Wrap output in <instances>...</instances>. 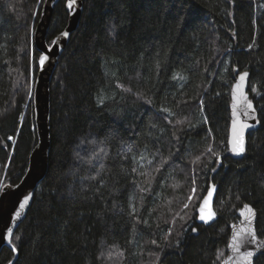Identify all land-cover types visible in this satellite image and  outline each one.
I'll use <instances>...</instances> for the list:
<instances>
[{
  "label": "trees",
  "instance_id": "1",
  "mask_svg": "<svg viewBox=\"0 0 264 264\" xmlns=\"http://www.w3.org/2000/svg\"><path fill=\"white\" fill-rule=\"evenodd\" d=\"M43 1L0 0V192L20 183L37 145L33 36ZM82 2L51 82L48 170L11 237L17 251L3 248L0 264H221L245 204L263 240L264 0ZM67 20L61 1L49 45ZM243 71L260 124L235 159L230 93ZM194 179L197 199L184 211L173 201ZM209 183L218 219L206 227L195 221Z\"/></svg>",
  "mask_w": 264,
  "mask_h": 264
},
{
  "label": "water",
  "instance_id": "2",
  "mask_svg": "<svg viewBox=\"0 0 264 264\" xmlns=\"http://www.w3.org/2000/svg\"><path fill=\"white\" fill-rule=\"evenodd\" d=\"M65 1L66 7L68 0H44L43 5L40 11V17L37 21V24L34 29V46L36 50L41 53V55H44L47 57L46 61L44 62L43 66L39 63V70L36 74L35 81H34V87H33V110H34V121H35V127H36V133H37V145L33 149V151L30 154L29 157V163H28V169L20 181L19 184L15 186L6 185L2 188L0 192V253L3 248H12V245L8 243L7 240L3 239V237L7 234V229H12V235L17 229V227L22 223L24 220L30 205L32 203L35 191L37 190L39 184L44 180L47 170H48V155L50 150V109H51V100H50V88H51V82L53 80L59 59L61 58L62 54L66 50L70 39L72 35L78 30L83 11L84 6L82 0H76V7L72 10L68 11V20L67 25L65 29L62 32H66L67 36H61L59 33L54 39L59 37V44L58 45H49L47 43V35L50 29L51 20L53 17L54 10L56 6L61 2ZM249 73V72H248ZM239 77H236V80L234 84L237 82ZM249 76L245 82H243V88L242 91L247 95L248 100H250L253 104V108L255 109V120L246 118L243 113L241 112L237 119L240 121L247 120V123L251 125L250 128H247L244 130V141H245V149L247 146V136L249 133L254 132L259 127V119H258V113L255 107V104L250 99V96L248 94V83H249ZM233 84V85H234ZM233 92L231 89L230 93V127H229V138L231 137L233 140L236 139V136L233 133ZM237 101L238 104L243 103V96L241 95V89H238L236 92ZM252 115V113H249V117ZM237 132L239 131V124L236 126ZM228 148L230 151V145L228 143ZM231 155L235 159H239L244 156L246 153V150L243 154L237 156L234 155L230 151ZM214 185L213 183H209L208 187L206 189V192L203 196V198L207 195V190L209 186ZM215 186V185H214ZM217 193V187L215 186V191L213 193V196L211 198V210H214V202L216 198ZM29 196V202L28 204L23 208H19V203L23 201L25 196ZM202 198V199H203ZM201 199V201H202ZM200 201V202H201ZM252 208V206L248 205ZM200 207V203L198 208ZM197 208V209H198ZM244 208V206L238 211L237 215L240 219L239 223L232 224L231 225V232H230V238L227 243V255L224 257V259L221 261V264H244V262L240 259L241 253L245 251H254L257 250V245L254 243H244L239 252H235L232 248L229 247V244L232 242L234 233H240L241 235H244V233H241V227L248 228L249 225L245 222L243 225L241 224V221L244 219V217H241L240 212ZM253 209V208H252ZM19 210L21 213L20 217L13 219V216L15 215V212ZM209 211L208 208H205V213ZM255 215L252 217V224L251 228L255 230L256 233V218L257 214L256 211L253 209ZM216 213V212H215ZM196 221L195 223L198 225L203 226H210L214 224L217 219L218 215L216 214L215 218L211 220L209 223L205 224L203 221L199 219V211H196ZM247 211L245 210V216H247ZM233 225H236L237 227H233ZM194 234H197V232H193ZM257 240H261L258 238L256 233ZM248 241H251V237H247ZM264 240V239H263ZM261 253H264V246L260 247L259 251L256 252V256L253 257V264L257 257L264 256L261 255ZM14 261L11 262L13 264Z\"/></svg>",
  "mask_w": 264,
  "mask_h": 264
},
{
  "label": "snow or ice",
  "instance_id": "3",
  "mask_svg": "<svg viewBox=\"0 0 264 264\" xmlns=\"http://www.w3.org/2000/svg\"><path fill=\"white\" fill-rule=\"evenodd\" d=\"M40 2V0H38V3ZM67 7L69 10H72L76 7V0H68L67 2ZM61 36H67L68 34L66 32H62L60 34ZM52 44L53 45H58L59 44V37L52 40ZM252 45H249V48H251ZM47 57L44 55L40 56V60L39 63L41 66H43L44 62L46 61ZM157 67L159 68V64H157ZM233 71H236L235 68H233ZM249 76L248 71H243L239 74L238 80L237 82L232 86V92H233V133L236 136V139L233 140L231 137L229 138V145H230V151L234 154V155H241L245 152V141H244V130L247 128H250L251 125L247 123V120L244 121H240L237 119L238 115L242 112L243 115L246 118H250L255 120V109L253 108V104L250 100H248L247 95L245 93H243L242 88H243V82H245L247 80ZM174 79L176 78H180L183 79L184 77L181 76L179 73L176 74V76L173 77ZM117 87H123L120 84H117ZM238 89H241V95L243 96V103L242 104H238L237 101V96H236V92ZM124 91H130V89H124ZM257 89L255 87L252 88V92H256ZM138 95H142L139 94ZM219 95V93H218ZM28 96L31 97V90L29 89L28 92ZM150 102V101H149ZM162 111H169L167 109H162ZM249 113H252V115L249 117ZM169 115H172L171 112H169ZM177 124H182L183 121H176ZM237 124H239V131L237 132ZM9 140H12L13 137L9 136L8 137ZM208 152H211L213 155H215L217 157L216 159V163L219 164L221 163V160L219 158V155L217 153L214 152V150L212 149L211 146L208 147L207 149ZM141 159H144V157L142 156ZM201 157H196V161L198 162L200 161ZM148 163L150 165L153 164V160H149ZM168 160L165 159L163 161H161L158 165L155 166V171L156 172H160L161 168L163 167L164 164H167ZM143 165H141L142 167ZM133 172H136L137 169L133 168L132 169ZM213 171H215V169H213ZM141 175H146L145 173H141ZM193 184H195V181L193 180ZM142 191H147V189H142ZM215 191V186H209L208 190H207V195L202 199V201L200 202V207L197 209V211H199L200 215H199V219L201 221H203L205 224L209 223L211 220H213L216 216V213L211 210V198L213 196V193ZM192 195H189L187 197L188 201L191 202L194 199V196L197 192V189L195 187H193L191 189ZM29 202V196H25L23 201L19 203V208L23 209ZM189 207V203H184L183 204V208L187 209ZM205 208H208L209 211L207 213H205ZM245 210L247 211V216H245ZM133 213H135V209H133ZM21 213L19 212V210H17L15 212V215L13 216V219L15 220L16 218L20 217ZM177 215H179V213H177ZM241 217H244V219L241 221V224L243 225L245 222L247 223V225H249L248 228H243L241 227V233H244V235H241L240 233H234L233 235V239L232 242L229 244V247L232 248L235 252H239L241 246L244 243H254L257 245V250L256 252L259 251L260 247L264 246V240H257L256 237V233L255 230L252 229L250 226L252 224V217L255 215L253 209L251 207H249L247 204L244 205V208L241 210L240 212ZM181 219H184L183 216H180ZM139 222V220H138ZM144 223H147V221H144ZM233 227H237L236 225H233ZM193 232L197 231L196 228L192 229ZM171 235V230H169L168 234L165 236V240L167 241V236ZM250 236L251 237V241L247 240V237ZM12 229L8 228L7 229V234L3 237V239L7 240L8 243L10 245H12V252L15 253L17 251L12 239ZM17 239H19V237H17ZM153 244H156L157 242L155 240L152 241ZM256 252L254 251H245L243 253H241L240 259L244 262V264H253V257L256 256ZM120 255H123V253H120ZM261 255H264V253H261ZM220 256L218 255L217 259H219ZM159 259V256H157V260ZM257 259H259V257H257ZM11 264V262H10Z\"/></svg>",
  "mask_w": 264,
  "mask_h": 264
},
{
  "label": "rangeland",
  "instance_id": "4",
  "mask_svg": "<svg viewBox=\"0 0 264 264\" xmlns=\"http://www.w3.org/2000/svg\"><path fill=\"white\" fill-rule=\"evenodd\" d=\"M43 5V4H42ZM194 181H195V179H194ZM199 185L197 184V179H196V181H195V184H193V182H191V184H190V187H191V189L193 188V187H195V188H197ZM189 187V188H190ZM191 189H188L187 190V195L189 196V195H192V192H191ZM188 196H186V198L184 197V199L182 200V201H180L182 198L179 196L176 200H174L173 201V205H175V206H177V205H180V206H182L183 207V204L184 203H189V207L187 208V209H184V211H187V210H189L190 208H191V206L193 205V203L196 201V199H197V192H196V194H195V196H194V199L191 201V202H189L188 201V199H187V197ZM197 208H198V206H197ZM197 211V210H196Z\"/></svg>",
  "mask_w": 264,
  "mask_h": 264
},
{
  "label": "bare ground",
  "instance_id": "5",
  "mask_svg": "<svg viewBox=\"0 0 264 264\" xmlns=\"http://www.w3.org/2000/svg\"><path fill=\"white\" fill-rule=\"evenodd\" d=\"M36 26V25H35Z\"/></svg>",
  "mask_w": 264,
  "mask_h": 264
}]
</instances>
